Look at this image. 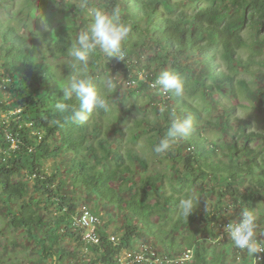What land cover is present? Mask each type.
<instances>
[{
  "label": "trees",
  "instance_id": "obj_1",
  "mask_svg": "<svg viewBox=\"0 0 264 264\" xmlns=\"http://www.w3.org/2000/svg\"><path fill=\"white\" fill-rule=\"evenodd\" d=\"M1 4L3 0H0ZM107 7L110 12L119 9L122 22L130 29L122 44L125 60L110 59L99 49L95 50L90 54L88 65L93 81H96L93 70L97 66L108 72L122 69L125 75H132L133 65L140 64L138 55L140 51L147 50L148 41L154 47L153 55L148 56V65L138 70L148 74V81L158 79L169 66L168 71L176 72L181 77L188 98L200 95L203 99V96L213 94L216 100L213 104L217 108L223 106L221 98L228 96L239 105L235 78L248 70V65L238 56L239 50L247 44L241 35L249 30L254 36L255 47L264 45V0H108L106 10ZM69 36L70 32L63 30L56 41L47 44V56L37 63L35 47L30 46V42L14 27L3 26L0 22V63L3 68L0 81L10 79L6 84L7 91L13 97L9 107L22 109L19 115L21 129L11 127V133H18L22 144L15 151L9 149L10 154L5 161L0 159L2 194L10 202L24 199L29 196V177L44 174V162L61 155L68 156L66 166H55L53 177L44 176V180L35 178L32 195L36 196H30L28 202L19 206L18 212L11 215L10 224L18 230L30 231V227L44 229V222L34 209L41 202L46 206L50 204L59 216L55 223L50 224L53 231L49 229L46 234L51 236L49 244L46 245V239L39 234L37 238L31 234L28 236L36 240L43 261L51 259V264H59L66 260L67 255L54 252V245L64 238L79 242V238L70 231L69 214L79 205L74 199L76 193L83 190L90 194L94 205L105 211L106 218H110L114 211L121 216L118 231L122 234L118 237L122 246H131L141 239L142 226L150 233L151 226L158 225L159 232L177 234L172 241L177 243L178 249L171 247L170 254L194 248L191 264H218L222 258L218 261L214 258L213 244L207 242L217 234V227H213V224L217 226L229 213L237 216L243 208L253 210L255 204L264 200V136L248 132L240 126V138L233 135L234 138L227 145V162H223L216 157L213 146L205 144L199 135L201 133L196 132L197 136L191 137L200 143L187 144L188 148L192 146L194 149L189 156H182V149L179 148L166 154L167 160L174 162L175 167L181 162V178L174 179L173 176L167 180L166 175L159 173L146 175L147 162L137 159L131 147L121 150L122 142L116 137L122 133L120 122L116 120L119 118L112 117L110 96L101 82L99 86L95 84L109 102L107 112L94 110L86 122H72L55 108L62 95L59 87L65 80L58 78L52 67L43 61L47 57L66 56L71 44L69 40L66 41ZM133 58H136L135 63H130L129 60ZM190 60L192 63L188 62ZM196 65L197 73L193 70ZM151 66L160 67L162 71L155 72L149 69ZM221 66L225 67V71L220 70ZM236 82L251 94L243 81ZM137 86H140L138 91L142 93L148 91L147 84L142 81ZM168 93L172 95V102L186 106L193 116L196 115L193 120L200 118V113L187 102L184 103L182 98L179 99L176 94L173 98V93ZM252 96L256 105L262 104L261 100H256L257 96ZM70 103L76 104V98L73 97ZM3 109H7V106L0 104V110ZM222 110V121L217 119L213 125L219 133H226L234 108ZM28 123L31 127L26 126ZM31 129L41 134L39 140L30 135ZM138 134H131L132 145L137 142ZM165 134L159 132V137ZM259 137L262 148L258 152L251 144ZM0 147L4 151L8 148L3 130H0ZM27 147H31L32 152ZM135 160L142 169L141 175L137 173V179L133 165ZM66 176L68 179H64ZM57 178L59 182L55 185ZM171 180H175V183L167 187ZM52 186L55 188L50 189ZM241 187H244L243 192L239 190ZM65 188H68V196L63 193ZM193 191L200 200L190 216L185 217L179 212L178 204L181 198ZM126 194L128 198L123 197ZM207 194L214 196L216 202L210 203L211 210L204 212L201 206ZM35 197L39 200H35ZM53 199L56 203L52 202ZM63 207L67 208L64 214L61 212ZM109 218L104 225L105 232L112 223ZM105 234L101 231L99 245L88 248L93 264H115L119 247L108 242ZM150 235H153L152 232ZM181 236L182 241L178 242Z\"/></svg>",
  "mask_w": 264,
  "mask_h": 264
},
{
  "label": "rangeland",
  "instance_id": "obj_2",
  "mask_svg": "<svg viewBox=\"0 0 264 264\" xmlns=\"http://www.w3.org/2000/svg\"><path fill=\"white\" fill-rule=\"evenodd\" d=\"M106 1L108 0H3V4L0 5V22L3 26L14 27L18 34L24 36L30 42V46L35 47L34 54L36 62L41 63L42 57L44 58L47 56V44L51 41H56L63 30L70 32L69 38L66 39V41L69 40L71 43L69 45L70 49L79 31L88 26L91 22V17L88 15L87 9L91 7H101L106 10ZM82 3L86 4L87 8H81L80 5ZM71 6H73V8ZM106 11H109L108 7ZM61 27L65 28L60 29ZM249 32V30L242 32L241 36L247 44L238 52L239 58L243 61V63L248 65V70L246 72L239 73L235 78L234 84H237L235 91L239 92V94H237V101L239 102V105L236 104L235 100H231L228 96H223L221 98L223 106H218L216 108L213 104L215 95L213 96V94H211V96H203V99L199 95L195 98L190 97L192 98L190 99L183 91V94L178 96V98H182L184 103L187 102L191 108L197 110L200 113V118L193 120L196 115L193 116L194 114L192 113V115L191 112L187 110L189 108L173 101L174 103L172 102V107L177 110L180 118H191L192 127L186 137L172 142L169 149L161 153L154 151V145L158 144L161 139V137H159V132L163 135V133L165 134L167 131V128L170 127L171 119L169 115L158 111L156 109V107H158L157 103L152 105L153 99L155 101L160 100L158 96L152 94L151 92L142 93L143 91H138L140 86H137L134 91V89L128 88L125 84L127 76L132 77L133 75L135 77L138 70H140L143 66L148 65L147 58L148 56L153 55L154 51L152 43H148L147 41V50L140 51L141 54L138 55L140 58V64L133 65L134 67L131 71L132 75H125L122 69L108 72L102 68L99 69L97 66V68L93 70V73L96 75V81H94V83H97L98 86L105 77H113L115 86L112 90H108V95L110 96L109 100L112 107V109H110L112 117L115 116V118H119L116 120L120 122L119 125L122 133H119V135L117 134V140L122 142L121 150H124L126 147H131L134 156L137 159H143L147 162L148 172L146 175L150 176L159 173L166 175L167 180L173 176L174 179L176 177L181 178V172H183L181 162L178 165L176 164L175 167L174 162L167 160L166 154L175 148H179L182 149V156H189V154L185 152V149L183 151V146L186 145V148L189 142L191 145L196 142L200 143L197 139H192L191 137V135L197 136L196 132L201 133L199 135L203 138V142L205 144L213 146L212 148L216 151V157L223 162H227V145L232 141L231 138H234L233 135L240 138L238 131L240 126L245 127L248 132L264 136V45H260L259 47L257 45V47H255L256 42L253 41L254 36ZM37 35H39L40 39H37ZM135 61L136 58L129 60L130 63H135ZM43 62L49 64L52 67L54 74L63 80L77 74L80 69V65L74 64L73 59L68 55V53L64 57H47V59ZM188 62L192 63L191 60ZM149 69L155 72L158 70L160 72L162 71V68H156V66H151ZM2 70L3 68L0 63V74L3 72ZM166 70H170V67L167 66ZM193 70L197 73L198 66L196 65ZM220 70L225 71V67L221 66ZM89 72L90 71L88 70V73ZM236 80L243 81L244 85H246V88L249 89L251 94L243 90V87L238 85ZM172 93L174 98L175 93ZM203 94L205 93L203 92ZM252 95L257 96L256 100H261L262 104L256 105L254 101L255 99ZM222 108H234L233 115L229 119V128L226 133H222L223 131H220L219 133L216 126L213 125L214 122H217V119L222 121ZM132 133H139V138L133 145L130 140ZM214 144H217V146ZM251 147L258 152L261 150L262 140L260 137L251 144ZM67 161V155H61L56 159L47 160L42 164L44 174L41 175L43 177H53L55 166L62 164L66 166ZM133 165L135 166V178L137 179L139 176L137 173H140L141 175L142 169L136 164V160L133 162ZM64 179H68L67 176L64 177ZM58 182L59 180L57 178L55 185H57ZM66 183L68 185L69 181L67 180ZM173 183H175V180H171L168 185L166 184V186L169 187ZM33 184L34 181L28 182L29 196L24 199H17L13 202H10V200L2 194V188L0 186V264H50L51 262L50 259H47L44 262L40 258V255H37L40 247L35 244L36 240H32L31 237L28 236V234H31V236L37 238L39 237V234L44 238L47 232L52 230V227H50L49 230L48 226L55 223L59 213L55 209H52L50 204L46 206V204L41 202L38 208L34 209L35 214L42 218L41 220L44 222L43 224L45 229L42 228L38 230L37 227H30V231H26V229L18 230L10 224L11 215L18 212L19 206L24 202H28L27 200L30 196H36L32 195ZM54 188L53 186L50 187V189ZM239 190L243 192L244 187L239 188ZM167 191L169 192V189H167ZM63 193L68 196V188H65ZM123 197L128 198L127 194L123 195ZM41 199L42 198H40V200ZM74 199L77 204L85 203L92 208H99L98 205L93 204L90 194H87L83 190L78 191ZM35 200L38 201L39 198L35 197ZM204 202L205 203L202 202L201 210L206 212L211 210L212 205H210V203H215L216 199L214 196H211V194H207ZM33 203L35 204V201ZM253 211L257 217L256 234L260 238V241L264 242V200L255 204ZM54 212H57L58 214L54 216ZM110 212L112 213L113 211ZM237 216L229 213V215L224 216L221 221L235 220ZM108 218H105V222H107ZM109 219H112V223L106 227V232L104 228H101L100 230L110 235L120 236L122 232H119L118 228L121 226V216L118 212L114 211ZM213 227H217L216 223L213 224ZM142 228L141 239L139 240H144L154 244L157 248L166 253H171V247L178 249L177 243L172 241L173 237H176L177 234H172L170 231L159 232L158 225H153L150 228V231L153 234L151 236V232L149 233L146 227L142 226ZM183 236L179 238L178 242L182 241ZM66 240L67 241L64 240L59 242L58 245H54V251L56 252L59 250L68 254L66 261L74 264L75 261L73 258H77L78 255L81 254V249L84 250L85 247L84 245L79 246L78 243H75L72 240ZM139 240H135V244ZM45 244L47 245V242H45ZM229 245V240L211 245L214 247L215 251L213 254L214 258L217 261L222 258L221 261L219 260L220 262L218 264H240L234 260L233 250L231 245ZM192 249L194 250V248ZM209 258L212 259L211 256ZM77 260L78 259H76V261ZM88 260L91 264L93 263L91 261L92 254L90 253Z\"/></svg>",
  "mask_w": 264,
  "mask_h": 264
},
{
  "label": "clouds",
  "instance_id": "obj_3",
  "mask_svg": "<svg viewBox=\"0 0 264 264\" xmlns=\"http://www.w3.org/2000/svg\"><path fill=\"white\" fill-rule=\"evenodd\" d=\"M80 7L87 8V5L82 3ZM87 11L88 15L91 17V22L88 26L79 31L68 52L74 64L80 65V69L77 74L68 77L63 85L59 87L62 95L60 96V100L55 104V108L60 113L65 114V118L72 122H86L89 115L93 113L94 110H103L105 112L109 110L110 105L108 100L98 90L97 85L93 81V77L88 73L90 54L99 49L107 58H116L117 60L124 61L125 52L122 48V44L130 31L129 27L122 22L119 9H113L109 12L101 7H91L88 8ZM37 39H40L39 35H37ZM141 72H138L135 78L126 77L125 81L136 80L138 84V75ZM8 82H10V79L7 78L1 79L0 81V87L5 86V91L0 92V104L7 106V109L0 110V114L7 111L16 112L20 110L18 114L14 115V117H19L18 122H14L16 126L13 124L11 125V127L16 128V130H20L21 122L19 115L22 109L20 107H9L13 102V97L6 89V84ZM101 84L109 91L115 86L113 77L111 76L105 77L101 81ZM156 84L167 92H174L177 96H181L184 91L181 77L178 73L173 71H162ZM135 88L132 89L135 91ZM146 88L148 90L147 92H150L148 86ZM168 95L171 98L169 93ZM73 97L77 100L76 104L70 103ZM170 102L172 104L171 100ZM155 103L156 101L153 99L152 105ZM173 110L174 113H171L169 110H160L158 107V111L168 114L171 121L165 136L160 139L154 149L157 153L168 150L172 142L186 137L191 130V118L182 119L177 110L175 108H173ZM30 125L31 124L28 123L26 126L29 127ZM30 135L32 137H37V140H39V136H41L39 132L33 129L30 130ZM189 147L192 148L193 152V147ZM187 148L188 146L185 148V152ZM199 200L198 195L194 191L186 197L181 198L178 204L179 212L183 216L189 217ZM52 202L56 203L54 199ZM95 209L99 208L95 207ZM224 231L227 233L232 244L236 248L245 251L249 256L253 257L255 253L261 252L262 246L256 239L257 217L253 210L248 208L241 209L239 218L226 224L224 226ZM77 243L83 246L80 241Z\"/></svg>",
  "mask_w": 264,
  "mask_h": 264
},
{
  "label": "built area",
  "instance_id": "obj_4",
  "mask_svg": "<svg viewBox=\"0 0 264 264\" xmlns=\"http://www.w3.org/2000/svg\"><path fill=\"white\" fill-rule=\"evenodd\" d=\"M148 74L142 71L138 75V80L143 81L147 84L148 89L154 95L159 97V101H156L157 106L160 110H169L171 113H174L172 104L170 102V97L166 90L159 88L160 86L156 84L155 81L147 80ZM128 88H135L137 86L136 80H129L125 83ZM5 91V86L0 87V92ZM20 110L16 112L7 111L0 114V130L4 132V141L8 146L7 150H3L0 147V159L5 161L7 156L10 154L9 149L15 151L18 149L19 145L22 144L18 133L13 135L11 133V125L14 122H18L19 117H14L15 114H18ZM176 115V114H175ZM16 132V131H15ZM29 152H32V148H28ZM187 153L192 152V148L189 147L186 149ZM35 178L45 179L41 174L36 175L32 174L29 177V181H35ZM56 202V201H55ZM63 214L67 212V208L63 207L61 211ZM58 213H54L56 216ZM70 231L73 232L78 238L79 241L84 245L85 254L88 252L90 246L99 245L101 242V228L105 229V212L101 209L92 208L86 204H80L76 207L74 211L69 214ZM239 218V215L236 219ZM232 220H223L217 224L216 236L215 238L207 239L208 243L216 244L221 241L229 240V244L232 245L233 257L234 260L240 264H263L264 263V243L260 241V238L256 234L257 241L261 244V252H257L252 256H249L245 251H242L236 248L231 240L229 239L227 233L224 231V226L231 222ZM108 242L112 243L118 248V253L116 256L115 264H191L194 257L193 249H187L177 254L166 253L155 245L139 240L136 244L131 246L124 247L120 244V238L118 236L105 234Z\"/></svg>",
  "mask_w": 264,
  "mask_h": 264
},
{
  "label": "crops",
  "instance_id": "obj_5",
  "mask_svg": "<svg viewBox=\"0 0 264 264\" xmlns=\"http://www.w3.org/2000/svg\"><path fill=\"white\" fill-rule=\"evenodd\" d=\"M44 218V217H43ZM53 224V223H52ZM50 228V225L48 226V229ZM45 229V228H44ZM53 231V230H52ZM54 236H55V238L57 239V237H56V234H54ZM45 239H46V242H47V245L49 244V242H50V238H51V236L50 235H48L47 237H46V235H45V237H44ZM67 241L65 238L63 239V241ZM70 240V239H69ZM73 241V240H72ZM73 242H75L76 243V241H73ZM35 244H37V242L35 243ZM59 244V243H58ZM79 245V244H78ZM37 246L39 247V245L37 244ZM80 246V245H79ZM54 249H55V247H53V251H54ZM39 252V251H38ZM37 252V255H39V253ZM55 252V251H54ZM56 253H64V252H61V251H59V250H57L56 251ZM81 254H82V256H81V254L80 255H78V257L77 258H73L74 259V261H75V263L74 264H91L90 262H89V260H88V257H89V253L87 252V254H85V252H84V250H82L81 249V252H80ZM64 255H68V254H66V253H64ZM76 259H78L77 261H76ZM82 259H84V260H82ZM90 259V258H89ZM51 260V259H50ZM92 261V260H91ZM45 262V261H44ZM87 262V263H86ZM93 262V261H92ZM61 263V262H60ZM50 264H51V262H50ZM61 264H73V263H68L66 260H64V261H62V263ZM93 264V263H92Z\"/></svg>",
  "mask_w": 264,
  "mask_h": 264
}]
</instances>
